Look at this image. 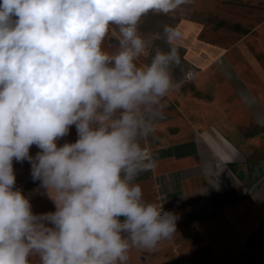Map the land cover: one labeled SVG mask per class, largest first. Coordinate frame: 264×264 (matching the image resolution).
<instances>
[{
	"label": "clouds",
	"instance_id": "1",
	"mask_svg": "<svg viewBox=\"0 0 264 264\" xmlns=\"http://www.w3.org/2000/svg\"><path fill=\"white\" fill-rule=\"evenodd\" d=\"M185 3L0 0V264H128L133 249L176 234L178 215L145 201L136 181L158 165L145 141L178 86L182 33L139 25ZM161 40L167 50L150 54ZM73 125L77 140L58 147ZM14 160L30 162L55 212H33Z\"/></svg>",
	"mask_w": 264,
	"mask_h": 264
},
{
	"label": "crops",
	"instance_id": "2",
	"mask_svg": "<svg viewBox=\"0 0 264 264\" xmlns=\"http://www.w3.org/2000/svg\"><path fill=\"white\" fill-rule=\"evenodd\" d=\"M166 24L182 33L178 86L145 141L158 165L136 182L145 201L178 215L177 232L155 251L133 249L128 264H264V0H187L167 15L150 12L139 29ZM117 40L110 32L104 47L115 51ZM156 47L168 48L155 41L150 54ZM77 138L73 125L57 145ZM13 169L33 212H55L30 162Z\"/></svg>",
	"mask_w": 264,
	"mask_h": 264
},
{
	"label": "built area",
	"instance_id": "3",
	"mask_svg": "<svg viewBox=\"0 0 264 264\" xmlns=\"http://www.w3.org/2000/svg\"><path fill=\"white\" fill-rule=\"evenodd\" d=\"M194 74H193V72H188V73H186V75H185V79H190L192 76H193ZM149 152V151H148ZM150 155V154H149Z\"/></svg>",
	"mask_w": 264,
	"mask_h": 264
}]
</instances>
